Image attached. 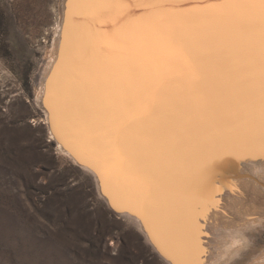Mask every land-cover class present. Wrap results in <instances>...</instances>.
<instances>
[{"label":"bare ground","instance_id":"1","mask_svg":"<svg viewBox=\"0 0 264 264\" xmlns=\"http://www.w3.org/2000/svg\"><path fill=\"white\" fill-rule=\"evenodd\" d=\"M71 1L60 0L59 22L55 29L47 66L42 75L37 102L44 110L48 124H51L52 131L49 129L51 136L54 140L58 139L56 144L60 152L67 154L84 170L90 172L95 178L99 193L107 202L111 201L115 205L121 206L124 211L119 214L129 217L137 225L153 250L166 264H174V260L171 258L170 244L175 235L170 230L166 231L164 225L167 223L178 226L180 210L188 207V202L181 198L178 191L172 194L174 197H170V194L165 196L153 192L149 184L145 187L138 184H126L123 181L126 178L125 169L121 178L113 168L114 175L117 176V178H113L108 170L99 169V166H96L90 157L81 155L78 148L79 146L83 147L84 144L78 141V136L71 135L69 140L67 137L70 130L79 133L81 129L73 118L70 103L66 102L63 106L59 104V82H64L66 73L70 75V72H66V70L71 66V63L73 65L79 62L83 56L90 53L91 48V54L94 50L99 49L97 48L101 46L99 41L108 46L109 57L113 61H122L126 58L125 60L132 62L133 55L142 60L144 71L135 74L136 82L129 80L125 84L119 83L115 86L114 97L106 116L115 118L117 115L121 117L125 113L131 115V121H133L128 125L134 126L135 119L137 126L141 127L134 130L132 128L127 134L123 132L124 138L121 137V146L127 155V160L137 168L144 169L146 163H153L154 158H157L153 152H148V149L153 146L151 140L156 135L155 132H158L153 122L150 124L146 120L147 116L154 115L151 98V96L154 97V93L150 96L148 82H153L155 69V80L163 75L158 67L172 61L171 50L175 60L182 63L189 59L177 54L176 51L174 52L175 49H171L172 47L161 39H139L142 29L123 22L122 18L127 15V11L115 6L117 0H98L101 4L112 6L92 8L89 15L84 18L79 11L82 7H79L78 11L75 8L70 11ZM191 2L195 3L196 0H191ZM81 5L80 2L78 6ZM185 6L188 4L186 3ZM68 17L74 23L69 22ZM118 21H120L119 29L113 33L111 26ZM166 21L175 22L176 18L166 17ZM99 25L100 27H98ZM181 26L184 28V25L181 24ZM69 28H72L71 34L66 38ZM184 30L190 33L194 29L186 27ZM82 33L85 35L83 41L82 39L77 41L79 45L75 48V39ZM85 47L88 51L82 53ZM204 50L205 48L200 45L193 47L191 60L193 64L199 60V57H202ZM236 57L237 54H235ZM61 65L64 66L57 74ZM205 72H209L213 76L225 74L224 69L217 64L209 66ZM194 74L196 75V72ZM165 75L167 76L168 73ZM213 76L211 78H214ZM189 79L192 78L189 77ZM239 79L241 81L234 82L235 84L232 86L234 89H230L229 86L226 89L223 86V90L217 88L221 91L217 94L213 88L210 89L215 94L214 99L219 98L218 103L214 106L204 107L202 111H198L200 115H196L203 116L205 117L203 121H208V132L203 134L200 129L199 139L190 140L193 145H203V147L196 150L186 145L192 150V154L185 164L176 165V167L185 168L179 170L178 173L182 179L188 182V185L190 184L184 189V192L196 197L199 201L209 203L200 225L203 229L200 243L204 250L201 264H227L230 254L241 247L239 232L255 225H264V156L257 155L251 159L237 158L226 150L225 145L219 142L230 129L240 125L248 115V96L244 90L242 77ZM69 92L66 88L64 94L68 95ZM163 100L167 102L168 97H163ZM92 102V100H88V119L94 127H97L100 118L98 112L93 110ZM185 109V106L179 103L173 116L170 113V119L167 120L162 119L158 113L155 115V118L163 122L165 127L167 125L166 131H163L166 134L164 135V151L170 149L171 134L172 137L174 136V143L182 145L178 140L181 138L180 135H177L174 130L176 126L185 135V143H190L187 139L188 129L194 128L192 126L198 127V125L191 121L185 122L194 113ZM118 120H120L119 117ZM128 121V119L125 120V123ZM172 123L174 129L171 127ZM89 131L92 133L94 129L91 128ZM56 135L57 137H55ZM113 135L112 133L93 135V148L97 154L95 156H98L100 160L103 155L115 153ZM205 139H207L206 145L203 144ZM148 141L150 143L147 146ZM108 164L110 167L113 165L112 163ZM161 164L159 162L154 166L158 173H161L163 167Z\"/></svg>","mask_w":264,"mask_h":264},{"label":"rangeland","instance_id":"2","mask_svg":"<svg viewBox=\"0 0 264 264\" xmlns=\"http://www.w3.org/2000/svg\"><path fill=\"white\" fill-rule=\"evenodd\" d=\"M59 4L0 0V264H166L49 132L37 94ZM239 238L227 264L264 257V225Z\"/></svg>","mask_w":264,"mask_h":264},{"label":"water","instance_id":"3","mask_svg":"<svg viewBox=\"0 0 264 264\" xmlns=\"http://www.w3.org/2000/svg\"><path fill=\"white\" fill-rule=\"evenodd\" d=\"M80 2L83 4L85 3V0H72L69 7L70 11L74 8L78 11L79 7H82L78 6ZM79 11H81L82 17L84 18V16L86 17V15H89L90 9L82 7ZM68 21L73 22L70 17H68ZM180 23L184 25V29L189 27V29L196 30L203 27L206 21L201 18L200 14L197 13L190 19L181 20ZM98 27H100V25ZM71 29L72 28H69L66 33V38L71 34ZM84 36V33H82L75 39V48L79 45L77 41H80L81 39L83 41ZM236 39L237 42H242L244 37L239 36ZM99 42H101V46L97 47L99 49L94 50L91 54V48V51L87 56H83L79 62L74 63L73 65L71 63V66L67 68L66 72L69 71L70 75L66 73L64 82H59V104L60 106H63L66 102L70 103L73 118L81 129L79 133L75 130H70L69 134H67L68 140L69 137L71 138V135H77L78 141L84 144L83 147L79 146L78 148L81 155L90 157L94 164L99 166V169L103 171L108 170L113 178H117V176L114 175L113 167H110L108 164H113L115 153L113 152L103 155L100 160L98 156H95L97 154L93 148L92 138L94 134H114V130L125 124V120L128 119L130 121L132 119L130 117L131 115H127L125 113L121 117L117 114L115 118L107 117L106 112H108L109 105L114 97V92L116 90L115 86L119 83L125 84V82H128L129 80L136 82L135 74H137V72L144 71V67H142V60L135 55L132 56V62L125 60L126 58L122 61H113L109 57L110 54L108 53V46L102 41ZM87 47L82 50V53H86L88 51ZM170 54L172 61L168 64L164 63L162 66L158 67V70L160 68L161 74L163 73V75H161L159 79L155 80V69L153 82H148V84H150V96L154 93V97L151 96L153 102L152 106L155 105L156 107L155 111H153L154 115L147 116L146 120L150 124L153 122L158 129V132L154 131L156 135L151 140L153 146L148 149V152H153L157 158H154L153 163H146L144 169L140 168L141 170L133 165L132 162L127 160L124 168L126 170V178L123 179V181H125L126 184H138L143 185V187L149 184L153 192H158L165 196L170 194V197H174L172 194L177 191L175 183L183 191L190 186V184L188 185V182L182 179L178 173L179 170L185 168H179L176 167V165H170L167 162L166 158L170 150L176 146L174 143V136L172 137L171 134V141L169 143L170 149L164 151V135L166 134L163 131H166L165 129L167 128V125L165 127V124L158 121L155 118V115L158 113L162 119H170V113L173 116V113L176 111L180 103L185 106V110L194 112L191 114L190 118H187L188 120L186 119L185 122L191 121L198 125V127L192 126L194 128L191 127L192 129H188L189 133H187V139L189 141L192 139L197 140L199 139L200 129H202L203 134H206L209 128L208 121H203L205 117L196 116L200 115L198 111H202L204 107L214 106V104H217L219 98L216 100L214 99V96L217 93H221V91L217 90V88H222L223 90L224 87L227 89L229 86L230 89H234L232 87L235 84L234 82L236 80L241 81L239 79L241 77L243 79V72L236 67L240 59L238 55L235 58L236 53L232 51L231 47H226L222 44L215 48H205L202 53V57H199V60H197L194 64L191 60H186L182 63L179 60H175L172 50L170 51ZM102 58L103 60H101ZM213 64H217L224 69L225 74L221 76H213L209 72L206 73L205 69ZM63 66L64 65H61L57 74L62 70ZM194 72H196V75ZM166 73H168L167 76L165 75ZM212 76L214 78H211ZM189 77L192 79H189ZM69 82L71 83L69 84ZM66 88L70 91L68 95L64 94ZM212 88L214 89L215 94L210 91ZM163 97H168V101L166 102L163 100ZM240 97H242V95H240ZM88 100L93 101V110L98 112L100 122L97 127H94L88 119ZM118 117L120 120H118ZM173 122L176 123L174 120ZM137 125L138 124L134 119V126L128 125L124 129V134H127V132H129L132 128L133 130L135 128L140 129L141 127ZM171 127L174 129L173 123L171 124ZM91 128L94 129L92 133L89 131ZM49 129L52 131L51 124H49ZM174 130H176L177 135H180L181 138L178 140L181 141L183 146L186 147V145H188L190 148L194 146L191 141L188 144L185 143V135L178 130L177 126ZM55 137H57V135ZM121 137L124 138L123 135ZM55 141L58 142V139L55 138ZM149 143L150 141L147 142V146ZM203 144H207V139L204 140ZM157 160L158 162H155ZM159 162L160 164L166 163L161 164L163 165L161 173H158L157 170L154 169V166ZM183 164H185V162ZM142 182L145 183L143 184ZM108 203L111 211L115 214L120 215L119 213L124 211L121 206L115 205L111 201H108Z\"/></svg>","mask_w":264,"mask_h":264},{"label":"snow or ice","instance_id":"4","mask_svg":"<svg viewBox=\"0 0 264 264\" xmlns=\"http://www.w3.org/2000/svg\"><path fill=\"white\" fill-rule=\"evenodd\" d=\"M81 6L92 9L112 5L85 0ZM115 6L126 9L123 22L142 29L139 39H161L189 60H192L195 45L231 47L240 58L236 67L243 72L249 110L247 118L230 129L219 142L237 158L264 156V0H196L195 3L191 0H117ZM197 13L206 21L205 25L191 33L185 31L180 21ZM166 17L176 18V21L167 22ZM119 25L120 21L111 26L113 33L118 31ZM239 36L244 37L242 42H237ZM155 107L152 106L153 111ZM132 122L130 120L116 128L113 135L115 158L112 167L121 178L127 161L121 136ZM202 147L192 146L196 150ZM191 154V149L176 145L166 159L170 165L179 166ZM175 187L181 198L188 202V207L180 210L178 226L164 225L166 231L170 230L175 235L170 244L171 258L174 264H201L204 250L200 243L203 231L200 225L209 203L187 194L176 183Z\"/></svg>","mask_w":264,"mask_h":264},{"label":"clouds","instance_id":"5","mask_svg":"<svg viewBox=\"0 0 264 264\" xmlns=\"http://www.w3.org/2000/svg\"><path fill=\"white\" fill-rule=\"evenodd\" d=\"M244 240L247 241L249 244L251 243V241H249L247 237H245ZM243 250L244 249L242 248L241 251H243ZM254 264H264V257H262L259 260H254Z\"/></svg>","mask_w":264,"mask_h":264}]
</instances>
